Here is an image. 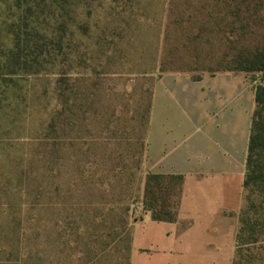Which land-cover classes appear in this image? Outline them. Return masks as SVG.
<instances>
[{"label":"rangeland","instance_id":"1","mask_svg":"<svg viewBox=\"0 0 264 264\" xmlns=\"http://www.w3.org/2000/svg\"><path fill=\"white\" fill-rule=\"evenodd\" d=\"M12 1L0 0V264H131L155 79L241 75L255 90L264 72L229 68L264 46V0Z\"/></svg>","mask_w":264,"mask_h":264},{"label":"crops","instance_id":"2","mask_svg":"<svg viewBox=\"0 0 264 264\" xmlns=\"http://www.w3.org/2000/svg\"><path fill=\"white\" fill-rule=\"evenodd\" d=\"M255 110V90L241 75L155 79L147 173L183 181L174 222L145 211L133 222L131 264H233Z\"/></svg>","mask_w":264,"mask_h":264},{"label":"trees","instance_id":"3","mask_svg":"<svg viewBox=\"0 0 264 264\" xmlns=\"http://www.w3.org/2000/svg\"><path fill=\"white\" fill-rule=\"evenodd\" d=\"M11 2V1H10ZM260 4V3H258ZM12 6L21 9L20 0L12 1ZM259 7L264 13V3ZM14 48L10 59L19 56L22 39L15 33ZM229 71L264 72V46L254 51L241 52L232 61ZM256 110L253 116L245 177V205L239 215L237 231V252L233 264H264V83L255 89ZM183 176L149 174L143 199L144 211L159 222H174L180 198ZM178 189L177 202H160L163 194ZM169 195V194H168Z\"/></svg>","mask_w":264,"mask_h":264}]
</instances>
